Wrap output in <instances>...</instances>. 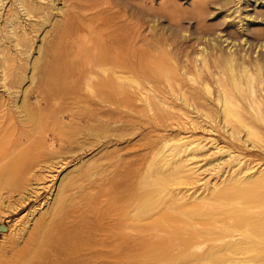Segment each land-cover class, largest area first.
Returning a JSON list of instances; mask_svg holds the SVG:
<instances>
[{
    "label": "rangeland",
    "instance_id": "obj_1",
    "mask_svg": "<svg viewBox=\"0 0 264 264\" xmlns=\"http://www.w3.org/2000/svg\"><path fill=\"white\" fill-rule=\"evenodd\" d=\"M227 36L255 57L264 0H0V264H264V187L193 205L264 175L193 73ZM165 141L199 170L149 177Z\"/></svg>",
    "mask_w": 264,
    "mask_h": 264
},
{
    "label": "bare ground",
    "instance_id": "obj_2",
    "mask_svg": "<svg viewBox=\"0 0 264 264\" xmlns=\"http://www.w3.org/2000/svg\"><path fill=\"white\" fill-rule=\"evenodd\" d=\"M233 40L237 41V39H233L229 36L224 39V42L227 43L225 46L227 56L222 61L230 66L231 72L229 74L219 70L217 62L220 59L213 57L214 59L211 60L210 57H201V54H197L193 58L194 63H200L196 70H193V73L198 77V81H200L198 85H200L208 95L211 94V88L207 84V81L209 80L211 84L214 85L216 93L214 101L220 112L223 126L225 125L232 135H240L243 142L247 143L250 147L257 148L264 153V39L255 41L254 46L258 51L255 52L256 55L253 58L251 57L253 40L251 41L246 38L241 41V44ZM256 43H258L259 46H256ZM202 51L206 52L204 48ZM230 79H232L233 83L239 84V87L234 88L233 91L227 89V84ZM190 80L195 81V79L192 78H190ZM186 146H190V144H186ZM173 147L174 145L170 144L168 141L162 143L159 149L152 155V161L147 163V173L148 171H154V174H157L161 170L170 171L169 173H176L185 169L187 166L183 165V163L187 161V159H179L180 153L174 152L172 149ZM192 151L193 148L190 149L185 158L188 156L193 157L194 154H192ZM216 152L219 153L220 150L216 148ZM161 158H164V160L160 164L154 162ZM192 169L193 168L189 167L185 170L191 174L199 170L196 169L192 171ZM249 170L250 168L246 166L234 173L233 177L228 175L225 180L230 183V185L220 187V185L215 182L211 183L206 195L198 197L200 203L193 205L200 207L205 203L211 204L233 200L240 196L251 194L259 188L264 187L263 174L260 179L261 182L253 180L255 179V175H261L262 170L255 171L252 176L251 174L249 176H243L247 175ZM205 171H207L206 168L198 173H204ZM148 176L152 177V174L148 173ZM161 180L164 181V183L169 181L166 179ZM178 181L190 186L194 183L199 184L202 178L191 183L188 180H184L182 175H180ZM154 184H156V182L152 185ZM150 193H154V191ZM190 208L193 207H182L181 209L187 210ZM47 248H49L48 244Z\"/></svg>",
    "mask_w": 264,
    "mask_h": 264
}]
</instances>
